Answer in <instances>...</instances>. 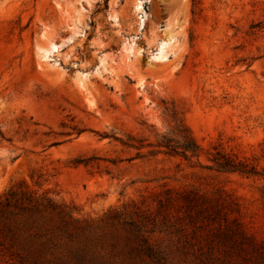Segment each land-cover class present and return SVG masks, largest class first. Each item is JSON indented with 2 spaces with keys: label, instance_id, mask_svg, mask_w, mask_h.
Returning a JSON list of instances; mask_svg holds the SVG:
<instances>
[{
  "label": "rangeland",
  "instance_id": "rangeland-1",
  "mask_svg": "<svg viewBox=\"0 0 264 264\" xmlns=\"http://www.w3.org/2000/svg\"><path fill=\"white\" fill-rule=\"evenodd\" d=\"M171 114L198 159L148 153ZM214 149L264 174V0H0V264H181L144 218L187 190L264 241Z\"/></svg>",
  "mask_w": 264,
  "mask_h": 264
},
{
  "label": "trees",
  "instance_id": "trees-1",
  "mask_svg": "<svg viewBox=\"0 0 264 264\" xmlns=\"http://www.w3.org/2000/svg\"><path fill=\"white\" fill-rule=\"evenodd\" d=\"M171 117L173 127L159 135L154 145H147L151 148L148 153L176 156L186 161L198 159L201 150L190 130L181 120L174 119V114ZM208 162L220 173L264 179V174L261 175L254 166L216 149ZM260 198L264 204V190ZM156 206L144 220L153 226L155 223L161 226L173 223L169 227L170 235L178 237L171 245L175 248L174 253L165 257L172 256V260L181 264H264V241L247 236L238 219L232 217L236 212L234 205L219 196L211 198L195 190L166 192ZM172 211L178 215L173 217ZM147 252L149 257L158 254L150 249Z\"/></svg>",
  "mask_w": 264,
  "mask_h": 264
}]
</instances>
